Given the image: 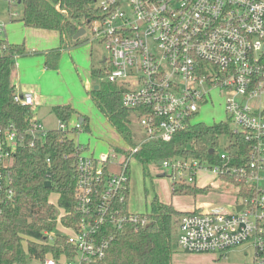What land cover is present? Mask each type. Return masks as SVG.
I'll use <instances>...</instances> for the list:
<instances>
[{
    "label": "built area",
    "instance_id": "1",
    "mask_svg": "<svg viewBox=\"0 0 264 264\" xmlns=\"http://www.w3.org/2000/svg\"><path fill=\"white\" fill-rule=\"evenodd\" d=\"M93 3L98 15L85 29L84 42L103 45L107 53L101 63L103 77L123 89L121 104L136 111L135 120L146 136L126 149L96 158L84 156L85 148L73 140L76 180L73 213L68 214L71 225H62L67 213L57 207L56 228L45 232L43 241L53 244L63 236L71 252L35 263L97 264L125 226L146 227L148 216L129 210L131 162L146 148L156 146L196 152L194 127L198 124L192 120L200 106L211 100V92L219 90L226 95L224 111L233 127L221 123L225 132L216 134L215 148H208L213 160L177 156L157 164L167 171L170 188L196 186L201 173L219 180L226 177L230 180L224 183L236 189L237 201L232 212L216 205L182 215L177 222V246L187 254L223 255L248 244L252 264H264V0ZM14 102L31 110L36 106L33 94H15ZM55 130L71 138L82 131V124L69 129L58 120ZM48 132L34 118L23 132L12 125L0 128V221L14 196L11 167L15 154L35 148ZM239 134L249 146L238 158L229 149L236 146ZM46 163L50 164L49 158ZM239 182L240 198L233 185Z\"/></svg>",
    "mask_w": 264,
    "mask_h": 264
},
{
    "label": "trees",
    "instance_id": "2",
    "mask_svg": "<svg viewBox=\"0 0 264 264\" xmlns=\"http://www.w3.org/2000/svg\"><path fill=\"white\" fill-rule=\"evenodd\" d=\"M19 1L22 6L20 21L25 27L55 31L65 43L68 40L76 44L80 39L73 41L72 37L79 29H87L98 15L93 0H16V3ZM1 46L0 128L12 125L23 132L31 124L33 110L14 102L16 92L11 76L15 69V58L24 55L25 50L23 45ZM58 56V50L47 52L45 64L55 65ZM123 92L115 84L103 82L91 91V98L118 135L133 145L130 124L136 119V111L122 106ZM51 112L65 124L75 114V110L67 105L55 106ZM85 121L82 120L84 127ZM194 130L196 152H181L169 145L146 148L137 157L143 169L177 156L213 160L208 148L217 146L216 134L224 133L225 128L221 124L211 127L197 125ZM235 144L229 149L231 156H244L249 145L243 135L235 137ZM75 152L73 139L57 130L49 131L35 148L17 151L11 167L14 196L0 221V264H35L46 256L58 259L64 253L70 255L71 247L66 244L65 237H57L53 244H44L43 241L44 233L56 228L57 207L67 213L61 218L62 225L66 228L71 225L72 217L68 214L73 213L74 206ZM48 158L50 164L46 163ZM220 180L227 182L230 179L222 177ZM46 181L51 183L50 189L44 187ZM233 185L239 189L237 197L240 198L242 184ZM208 191V187L173 186L171 195L193 196ZM53 193L58 194L56 206L49 202ZM185 214L189 213L179 212L155 196L150 202L149 213H146L149 218L147 226L138 230L130 225L125 226L116 234L105 258L97 264H172L175 226L177 219Z\"/></svg>",
    "mask_w": 264,
    "mask_h": 264
},
{
    "label": "rangeland",
    "instance_id": "3",
    "mask_svg": "<svg viewBox=\"0 0 264 264\" xmlns=\"http://www.w3.org/2000/svg\"><path fill=\"white\" fill-rule=\"evenodd\" d=\"M21 15L22 6L16 3V0H0V24L4 26L3 32H0V41H8L11 45L24 47V55L16 60L17 77L14 81L20 94L38 95L39 105L34 107V112L38 114L39 121L47 129L55 128L57 118L51 112L50 106L58 103L69 104L75 110V114L67 123L69 129L75 123H79V119L83 121L86 119L82 131L70 135L75 142L78 141L85 148L84 156L96 158L101 153L115 152L118 148L126 149L129 143L118 135L91 98V91L96 86H100L103 82L108 84L103 77L105 66L100 63L107 55L103 45L84 42L88 36L87 31L76 44L68 40L66 43L62 42V38L57 33L25 27L20 22ZM13 19L14 21H11ZM56 50L59 52L56 64L47 66L46 52ZM225 96V93L219 90L212 91L211 100L200 106L192 122L206 127L228 123L229 127H233L224 111ZM252 104L255 105V102ZM130 130L132 143L143 140L146 136L135 119L130 124ZM221 143L225 145L226 138H223ZM197 187L209 188L206 193L188 196L197 201L198 195L201 196L200 200L205 203L201 202L202 211H205L206 205H209L207 209L218 205L232 212L231 206L237 201L234 187L206 173L197 176ZM155 196L164 203L175 201L176 196H171L167 171L158 164L148 165L143 169L140 161L134 158L130 165L129 210L135 214L149 213L150 202ZM57 201L58 194H51L49 202L56 206ZM173 236V248L177 252L174 258L175 264H252L253 262V251L248 244L231 249L223 255L212 253L190 255L181 251L176 244L177 226Z\"/></svg>",
    "mask_w": 264,
    "mask_h": 264
},
{
    "label": "crops",
    "instance_id": "4",
    "mask_svg": "<svg viewBox=\"0 0 264 264\" xmlns=\"http://www.w3.org/2000/svg\"><path fill=\"white\" fill-rule=\"evenodd\" d=\"M11 21H14V19L13 20H11ZM21 22V21H20ZM22 23V22H21ZM23 24V23H22ZM24 25V24H23ZM3 28H4V26H3ZM34 30H36V29H34ZM37 31H45V30H37ZM2 32H3V29H2ZM45 32H53V33H57V32H55V31H45ZM58 34V33H57ZM0 43L1 44H3V47L4 46H6V45H11L8 41H0ZM47 53V52H46ZM17 58L18 57H16L15 58V69H14V71L12 72V76H11V80H12V83H13V85L15 86V92H16V94H18V95H21V96H23V95H25V94H20L19 92H18V89H17V84H16V82L14 81V78L15 77H17V72H16V60H17ZM28 94H33V96L35 97V102H36V106L35 107H37L38 105H39V98H38V95L37 94H35V93H28ZM67 106H69V107H71L72 108V106L71 105H69V104H66ZM55 106H65V105H63V104H55V105H51L50 106V108L52 109L53 107H55ZM73 109V108H72ZM33 111V118L35 119V120H37L38 122H40L39 121V119H38V114L37 113H35L34 112V108L32 109ZM58 121V120H57ZM41 123V122H40ZM42 124V123H41ZM43 125V124H42ZM44 126V125H43ZM44 128L45 129H47L45 126H44ZM57 128V124H56V126H55V128H51V129H47V130H49V131H52V130H55ZM216 179V178H215ZM196 187H197V182H196ZM198 188V187H197ZM204 188V187H203ZM171 189V188H170ZM172 196V195H171ZM199 196V200L198 201H200V202H198L197 200H195V198H192V197H185V196H176L175 197V201L173 202L172 200H170V202L169 203H164V202H162V203H164V204H172L173 206H174V208L175 209H177L178 211H181V212H183V213H192V212H195V211H197V210H199V211H202V207H201V202L202 203H204L202 200H200V195H198ZM203 196V195H202ZM172 198H174V197H172ZM161 201V200H160ZM205 204V203H204ZM231 204V203H230ZM207 207H206V209L209 207V205H206ZM205 209V210H206ZM176 253L177 252H175V254L173 255V257H172V264H175V260H174V258H175V255H176ZM185 253V252H184ZM191 255V254H190ZM192 255H195V254H192ZM196 255H201V254H196Z\"/></svg>",
    "mask_w": 264,
    "mask_h": 264
},
{
    "label": "water",
    "instance_id": "5",
    "mask_svg": "<svg viewBox=\"0 0 264 264\" xmlns=\"http://www.w3.org/2000/svg\"><path fill=\"white\" fill-rule=\"evenodd\" d=\"M20 3V1L18 2V4ZM85 34V29L81 28L78 30V32H76V34L72 37V40L73 41H76L78 40L79 38H81L83 35ZM104 60H102L100 63H103ZM94 89H97V86L94 88ZM79 122L82 123V119H79ZM212 151H210L211 153ZM44 187L47 188V189H50L51 188V183L49 181H46L44 183ZM241 209V206H237V210H240Z\"/></svg>",
    "mask_w": 264,
    "mask_h": 264
}]
</instances>
